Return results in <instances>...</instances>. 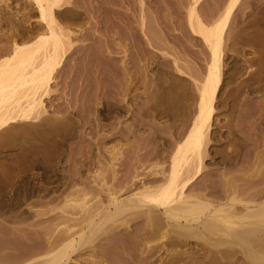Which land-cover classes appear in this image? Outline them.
Segmentation results:
<instances>
[{
  "label": "bare ground",
  "instance_id": "obj_1",
  "mask_svg": "<svg viewBox=\"0 0 264 264\" xmlns=\"http://www.w3.org/2000/svg\"><path fill=\"white\" fill-rule=\"evenodd\" d=\"M62 1L64 3H62ZM240 1L242 0H226V4L223 6L221 5L224 7L223 9L220 8V10L219 8H215L216 12L214 14L216 15L211 14L214 11L210 10L211 17L215 16L216 18L208 19V17L205 16L208 20L202 18V15L200 16L197 10V5L201 0H191L188 3L186 19L190 33L199 37L210 56L205 73L200 77L201 80H192L196 93L193 98L194 108H188L184 116H181L182 119L181 124L179 123V129L176 128L174 122L166 126L170 127L168 133H165L166 135L164 134V136L159 135V137L163 138L162 146L159 148L151 147L145 155V163H148L146 166L147 170L143 172L144 174L142 173V175H140L141 173L138 172L139 169H136L137 172H134L135 170L133 169L132 172H134V174L131 177L127 175L128 172L122 176L117 174L118 170L115 168V162L113 161L121 156L118 143L126 140L129 131H136L137 126L144 124L158 125L153 121L154 117L155 115L164 113L160 110L157 103L158 101L168 99L170 97V89L175 87V83L173 84L167 79L169 72L164 68L158 67L153 75L154 77L158 76L157 79L159 80L157 81L159 82H151V88L153 85L156 87H154L153 90L150 89L149 93L145 91L138 92L139 86H137V81L140 77L135 76L137 69L131 71L124 61V56L118 57L108 54L106 55L108 60L110 58L118 59L119 64L115 66H112V64L105 65L106 63L104 62L106 61H104L103 63L105 66L101 68L95 67V69L92 68L89 70L90 72L85 71V73H83V71L80 74L78 71L79 62L76 64L73 61L74 63L72 62L70 67L65 71L64 81H75L76 79L79 81H76L78 83L74 88L73 99L69 104L61 107L59 103H53L50 99L51 85L54 81V76L63 67L69 51L73 49V43H71L72 40H70L72 38L70 37L72 35L76 37L75 35L79 34L81 31L76 29L78 27H74L79 26L78 23H76L77 25L75 23H70L71 21L77 22L78 19L76 18L77 20H73L75 17L73 18L72 16L73 19L70 17L71 21L68 22V14H64L62 18L60 17L63 19L62 22H60L61 20L55 17V14L58 13L56 11L60 6H63L62 4H65V0L27 1L32 2L33 5H31L34 6L37 14L35 19L37 24L40 23L39 25H35V27H40L41 25L42 30H39L40 32L38 31L39 33L37 35L35 34L36 36L32 34V38L27 37L25 39H23V34L21 35L22 38L18 39L19 37L16 36L17 29L14 30L16 32L15 35L12 30L13 35L8 39V41H11V44L9 43V45H11V50H9L10 53L6 50L9 54L5 56L1 55L0 146L4 144L6 138L12 136L13 139H15L14 137L18 138L15 139L14 143L12 142L14 147H16L15 149L20 152L25 151L28 153L31 152L32 149L29 147V144L26 145L27 141L36 137L42 131H45V133L48 132L47 135H52L54 133V148L45 146V157L41 158V162L48 167L51 160L57 159L55 163L57 164L59 163V158L61 159L69 152L68 146L66 149L61 148V146L68 145V140L75 134H67L66 131H63L65 128L64 124L70 121L69 118H73L70 115H73L78 118H75L76 121H74V123L73 120L71 121L74 125L68 122L72 127L71 129L77 131V127L87 126L92 132L88 136L85 134L83 135L81 141H87L86 145L80 148L79 151L75 150L76 153L73 155L74 157L71 154L70 158L80 165L88 166L90 164L94 166L97 165L100 169L102 167L103 169L104 167L110 168V173L108 174L109 177H106L102 174L103 172H101L103 169L99 171V169L96 168L101 174H93L90 172V174L93 175L84 174L83 176L80 174L82 169L80 170L75 167L76 169L73 174H71V178L67 180V182L64 181L66 186H64V188L62 187L60 193L63 194L66 192L65 196L68 195L69 197H65L66 199L59 197L62 201L65 199L67 205H64L67 207H70L71 204L76 201V199L73 198L74 195H79V193L85 195L89 194L90 191L88 192L87 189H85L89 182L92 181L93 184L94 182L97 183V185L95 184L96 186L89 184L94 188L97 187L95 190L96 193L94 191L95 203L93 204L97 206L95 210H91V207L78 208L79 210L74 208L76 211L71 210L70 212H62L64 214L60 213V215H56L57 213L53 214V211H55L53 209L50 210L52 213L45 209L44 211L35 210L33 206L34 210H30L32 207L29 206L31 208L28 209V202L25 211L17 210L13 212L12 206H15L21 201L25 202L26 198L23 196V198H18L19 200L13 201L12 198L8 197V199H6L7 197L5 196V199L0 201V223H2L1 226L4 227L0 229L2 230L0 231V264H80L81 261L79 256L84 253V250L87 248L90 250V256L88 257H91V259L82 261L83 264H115V259L109 260V257H112L113 254L107 252V248L111 247V245H109L108 242H102L101 244L97 242V244H94V240L99 236L101 237V235H104L107 240L112 239L113 235V238H118L116 234H118V236L119 234L130 235L129 222L127 217L126 219L123 217L126 215L129 216V214L143 216L148 225L149 229H146V232L143 230H140V232L137 230V232L133 231L135 238L137 237L138 240L140 239L138 248L135 244V248L138 249L137 252H139V255L142 257L138 255V258H141L144 262L147 261L146 263L148 264H199L198 257L206 258L218 254L223 255L225 258V256L228 257L232 255L234 250H232L231 254L229 250L222 249L224 245L233 246V249L234 246L236 248L238 246L240 250L236 251L247 258L248 264H253L255 261L257 262V260H260L261 257H264L263 253L259 251V249H264V148L261 147L259 153H253L249 150L243 154L242 158L237 151H234L231 156L223 157L222 155L221 163L226 167V171L221 172V177L224 179V182H219L218 185L214 184L210 179H205L206 183L202 182V184H198V180L204 174L202 166L206 145L209 140V128L211 122L214 120L216 111L215 105L221 88L220 64L222 62L221 52L223 51L222 44L223 39H225L224 34L229 25L230 17ZM99 2L98 4H100ZM106 3L107 2L102 1L103 6ZM98 7H101V4L100 6L98 5ZM8 9L7 7V10ZM99 9L97 7L95 8V6L90 8L87 6L85 8L87 13L90 11L93 13L94 10L99 11ZM102 10L103 8L100 9V11ZM69 11L70 10L66 11V13ZM104 11L106 10L102 12ZM102 12L100 14H102ZM73 14L75 15V13ZM95 14H97V12H95ZM102 16L103 15H101V17ZM140 17L136 31L141 34L145 32V22H143V17ZM95 18L97 20L99 19V13ZM7 20H9V17ZM95 22L96 24H94L96 26L99 20L98 22L95 20ZM6 24L10 27V23ZM17 25H19V23ZM118 25L117 22V27H119ZM30 26L33 28L32 25ZM104 26L105 25H103V27ZM79 28L81 29V26ZM18 29H20V27ZM107 29L105 28V31H107ZM109 29L112 30L113 27ZM114 30H116V27ZM30 33L28 35H30ZM118 33L119 30L115 31L114 34ZM88 35L85 36V39L88 38ZM8 36L10 37V35ZM76 39H80V37ZM82 39L84 38L82 37ZM107 53L111 52L107 50ZM134 54L136 62L139 65L140 60L144 59L143 50L140 48L139 44H136ZM89 57V55H85L81 59L82 61H80V64L85 69H88L89 65L92 64ZM100 57H103V59L106 58L103 53ZM96 61H99V59ZM94 65L95 64H93V67ZM82 66L81 68H83ZM98 67H100V65ZM121 76L124 77L123 81L121 80ZM103 78L116 79L115 88L112 90L105 88V85L101 83L105 81ZM118 95L127 101L129 100L130 105L125 107L119 104V98H114L117 103H110L107 101L108 97ZM44 100L49 101L48 105L46 103L44 104ZM99 103H101L100 107L97 106ZM259 106L262 110L260 113L262 114L258 116L262 120L264 119V100ZM232 108L233 106L229 107L230 112ZM134 109L136 112H134ZM121 113L135 116L136 124L133 122L132 127L127 128L118 126L117 123L119 119L117 117ZM62 114L67 115L63 116ZM243 115V118L246 119L247 117V121L246 123L243 122L244 124L242 126L240 125V128L238 127V131L245 132V138L250 141V137H253V131L258 128L257 125L259 123H255V125L257 124V127H255V125H252L254 119L253 121L251 117L249 119L248 113H243ZM146 118H148V120ZM111 119H113L114 122ZM17 122H23V124L24 122L37 123H34L35 125L31 127L30 124H28L29 127L26 125V127H18L19 125L16 126ZM260 125L257 130L262 131L260 139L264 144V124ZM152 129L155 131L154 127H152ZM157 131L161 130L157 129ZM8 140L10 141V139ZM91 151L94 152L93 155ZM218 153L219 151L217 154ZM86 159H89V161ZM138 162L139 161L136 163ZM143 162L138 168L145 165ZM136 163L132 164L136 165ZM137 165L135 166L136 168ZM51 168L50 172H52V175L59 174L55 168ZM107 168H105L106 171L108 170ZM45 170L47 169L45 168ZM234 170H244V173H249V175L246 173L247 176H251L250 178L254 176V179L252 178L249 180L248 177L247 181L245 180L246 177L245 179L243 178L246 181L244 186L236 185L234 180L237 178L233 174H230ZM139 171L141 172V170ZM84 177L85 179H89V181H84ZM61 179L63 180L64 177ZM106 180H108L109 184ZM125 184L127 185L125 186ZM82 185L85 186H83L84 189ZM112 186L118 188L119 193L126 189L127 192L129 191L128 189L135 191L132 193L129 192L128 196L119 199L114 190L115 188ZM87 188L88 190L90 189L89 187ZM102 192L103 195H101ZM52 193L54 194L51 190V194ZM207 195L212 198L209 199ZM27 199L26 201H28ZM33 199L34 198H31V200ZM52 199H55L54 195L45 201L47 202V200L49 201ZM67 199L72 202L68 204ZM43 202L44 200L40 198L36 200L38 206V203L41 204ZM36 204L34 205V202L32 203L34 206H36ZM40 208L42 207H37V209ZM121 218H123V220H121ZM153 220L158 221L161 228L164 227L165 229L158 233L160 227L158 223L156 225V222ZM46 221L48 224L53 221L54 224L52 225L51 223L50 225L52 226L47 228L45 227L47 224ZM4 222L9 223V225L5 224L4 226ZM48 224L47 226H49ZM153 224L158 228L156 226L154 227ZM47 230L50 231V233H47ZM147 230H150L151 233ZM259 231L263 233H261L263 238H261L262 236L259 237ZM147 232L150 237H156V232V235L158 233L161 239V243L156 247L154 246V249L151 248L152 245H148V242H143L144 233L148 234ZM257 233L259 235H257ZM146 237L149 236L146 235L144 238ZM170 238H173V240L167 241ZM195 238H197V240H203L202 244L199 245L201 246L199 248L202 253H199L197 249L196 251H189L188 248H184L187 246V241L189 239ZM112 242L114 243L115 240ZM119 242L120 240L116 241L115 245H113L116 246ZM102 246L104 248H102ZM118 246L117 248L122 247L120 244H118ZM129 250H132V248ZM160 250L165 252L166 255H169L170 258L168 259L166 256V260L160 257L154 260L153 257ZM219 258H222V256L218 257V259ZM142 260H140V264Z\"/></svg>",
  "mask_w": 264,
  "mask_h": 264
},
{
  "label": "rangeland",
  "instance_id": "obj_2",
  "mask_svg": "<svg viewBox=\"0 0 264 264\" xmlns=\"http://www.w3.org/2000/svg\"><path fill=\"white\" fill-rule=\"evenodd\" d=\"M25 1L27 2L28 0H24V1L23 0H0V58L10 53L9 50H11L10 49L11 45H9V43L11 41L10 40L8 41V39H10L13 34L15 35L16 32H17L16 36L19 37L18 38L15 36L16 38L21 39L22 36H24L23 39H25L27 37L32 38L33 35L36 36L40 32L39 30H42L41 25L40 27L39 26L35 27V25H39L40 23L37 24V21L35 19L37 17V14L34 9V6H32L33 5L32 2L26 3ZM66 1L69 3H67ZM97 1L98 0H65V4H62L63 6L59 7L58 9L59 11L58 10L56 11L59 14L58 13L55 14L56 15L55 17L61 20L60 22H62L63 19L61 18L62 16H64V14H68L69 19L70 17L71 19L75 17V19L73 20L78 19L77 22L76 21L72 22L71 19L70 20L68 19V22L71 21L70 22L71 24L78 23L79 26H74L75 24L73 26L78 27L76 29H79L81 31L79 34L75 35L76 37H73L74 35L70 37L72 38L70 40H72L71 43H73L72 44L73 49L69 51L63 67L54 76V81L51 85V93H50L51 98L50 99L53 103L55 102L59 103L61 107L66 106L73 99L74 88L78 83L76 81H79V80L76 79L75 81L74 80L64 81L65 71L70 67L73 61L76 64L79 62L78 71L80 74L83 71H84L83 73H85V71L90 72L89 70H91L92 68L95 69V67L101 68L107 64L108 65L112 64V66L119 64L118 59L110 58L108 60L107 59L108 57L106 56L108 54L118 56V57L124 56V61L126 65L128 66V68L131 71L137 69V73L135 74V76L140 77L139 80L137 81V86H139L138 92L145 91L148 93L150 92V89L153 90L154 87H156L155 85H153L151 88V84H152L151 82H155V83L159 82L157 81L159 80L157 79L158 76L154 77L153 75L158 69V67L166 69L169 72V74L167 75V79L170 80L171 83L173 84L175 83L174 84L175 87L170 89V97L168 99L158 101L157 103L159 105L160 110L164 113L161 115L160 114L155 115L153 121H155L158 125L144 124L141 126H137L136 131H131V132L129 131V135L127 136V139L118 143V147L120 146L119 150H121V156L117 160L113 161L115 162V168L118 170L117 174L119 176H122L123 174L128 172L127 175L131 177L133 176L134 172H137L136 169L141 170V172L139 170L138 172L141 173L140 175H142V173L147 170L146 166L148 163L147 162L145 163V155L147 151L151 147L159 148L163 144V138L159 137V135L164 136L165 133H168V131L170 130V127H166V126L170 125L173 122L176 125V128L179 129L180 124H181V119H182L181 116H184L188 108L189 109L194 108L193 98L195 97L196 93H195L193 81L194 80L200 81L201 80L200 77L204 75L207 63L209 62L208 60L210 58L209 52L206 49V47L202 44L199 37H197V35L195 36L191 34L188 28L187 19H186L187 18L186 10L188 9V3L191 0H99L100 2L99 1L98 2L101 4V7H98V5L100 6V4H98ZM102 1L107 2L105 4L106 6L104 5L105 7L103 6ZM62 3L64 2L62 1ZM225 4H226V0H201V2L197 5V10L199 11V15L200 16L202 15L201 17L204 19H207L206 17H208V19L216 18L215 16L211 17L212 16L210 15L211 11H214L211 14L216 15L214 14L216 12L215 8L223 9L224 7L222 6ZM6 6L9 8L8 10ZM87 6L89 8L94 7V6L95 8L97 7L98 9L103 8V10H106V11H104L105 12L104 13L102 12L103 10L100 11L99 9L100 12L98 10H94L93 13H91V11L87 13V11L85 10ZM6 10H7V13H6ZM68 10H70L71 12L69 11L66 13V11ZM95 12H97V14L99 13V19H98L99 23H97L98 26L97 25L95 26L96 24L95 20L98 22V20L95 18L97 17V14H95ZM101 12L102 14H100ZM73 13H75V15ZM101 15L103 16L101 17ZM140 16L143 17V20H144L143 22H145V25H144L145 32L141 34L138 31H136V27L141 18ZM8 17H9V20H7ZM103 20L105 21V23ZM117 22L119 24L118 25L119 27H117ZM6 23L8 24L10 23L11 28ZM18 23L19 25H17ZM93 24L95 27L93 26ZM30 25H32L33 28ZM103 25L105 26L103 27ZM12 26H15V27H12ZM80 26H81V29L79 28ZM19 27L20 29H18ZM38 27L41 29H39ZM108 27L109 28L113 27L112 29L113 31L109 29ZM115 27H116V30H114ZM105 28L106 29L108 28L109 31L111 32H109L108 29L107 31H105ZM15 29H17L16 32L14 31ZM12 30L14 32L13 34H12ZM30 30H31V33H30ZM117 30H119V33L114 34L115 31ZM29 33L30 35H28ZM88 34L90 35V37ZM8 35H10V37ZM77 35H80V36H77ZM86 35H88V38L85 39ZM128 35H130L131 37ZM224 36H225L224 37L225 39H223V44H222L223 51L221 52L222 62L220 64V68H221L220 70V80L221 81L220 82H221L222 89L220 88L219 97L215 105L216 111L214 114V120L212 121L213 123L211 122V126L209 128V134L211 135L208 134L209 140L206 145L205 157L203 159V166H202L204 170V174L198 180V184L200 183L202 184V182L204 183L205 179H210L211 181L214 182V184H218V185H219V182H222V183L224 182V179H222L221 177L222 176L221 172L226 171V167L223 165V163H221L222 155L223 157L231 156L234 153V151H237L240 153L239 155L242 158L243 154H245V152H248L249 150H251L253 153H259L261 151V147L264 148L263 146L264 144L262 143L260 139V134L262 131L257 130L261 123L264 124V121H263L264 119L261 120V118H259L258 116L262 114L260 113L262 112V110L260 109L259 104L263 102L264 100V96H263L264 94V0H242L240 1L239 5L237 6V8L234 10V12L232 13L230 17V22H229V25L226 29ZM79 37L80 39H76ZM82 37L84 39H82ZM136 44L140 45V48L143 50V56H144V59L140 60L139 65L136 62L135 54H134ZM6 50H8L9 53H7ZM107 50L108 52H111V53H107ZM105 51L107 54L105 53ZM102 53L105 54L106 58L103 59V57H100V55L102 56ZM85 55L90 56L89 59L92 63L90 64L91 67L89 65L88 69L87 68L85 69L80 64V61H82L81 59ZM92 58L94 59V61ZM98 59L99 61H96ZM103 62L106 64L104 65ZM93 64H95L94 67H93ZM99 65L100 67H98ZM81 66L83 68H81ZM121 78H122L121 80L123 81L124 77L121 76ZM104 79L105 81H103ZM103 80L102 81L105 83L103 82L101 83L102 85H105L104 86L105 88L109 90H112L115 88L114 86H115L116 79L103 78ZM114 98L115 99L119 98L118 99L120 101L119 104L124 105L125 107H128L130 105L129 100L127 101L120 95L110 96L107 98V101L110 103L112 102L117 103V101ZM48 102H49L48 100H44V104L46 103L48 105ZM97 106L100 107L101 103H99ZM230 106L231 107L233 106L231 112L229 111ZM134 112H136L135 109H134ZM243 113L244 114L248 113V118L250 119L251 117L252 121L254 119V123L252 122V125H255V123L257 124L259 123L258 125L256 124L258 128L255 131H253L254 135L252 138L250 137V141L249 139L245 138V134H244L245 132L238 131V127L240 128L247 121L246 120L247 117L246 119L243 118L244 116ZM123 114L121 113L117 117L119 119V122L117 123L118 126H120L121 128L122 127L127 128V127H132L133 122L134 124H136L135 116L129 115V114L128 115L126 114L123 115ZM70 116L73 118H69L70 121L68 122H71L73 120V123H74V121H76L75 118H78V117H74L73 115H70ZM146 119L148 120V118ZM111 120L114 122L113 119ZM37 122H34V123L36 124ZM68 122L64 124L65 128L63 131H66L67 134H72V135L74 133L75 134L73 135V137H71L68 140L69 141L68 145L66 146L62 145L61 148L66 149L68 146L69 152H67L61 159L59 158V163L57 164H55L57 159L51 160L49 162V166H48L49 168L46 167L45 164L41 162V158L45 157V151H44L45 146L49 148H54V145H55L53 141L54 133L52 135H47L48 132L45 133V131H42L36 137L27 141L26 145L29 144V147H31L32 149V151L28 153L25 151L20 152L19 150L15 149L16 147H14L13 143L15 139H18L16 137H14L15 139H13L12 136L10 138H6L7 141L4 140V144L2 145L3 147L0 146V201L5 199V196L7 197L6 199H8L9 197V198H12L13 201H17L18 198L19 199L23 198V196L26 199L28 197L27 199L28 201H26L25 199V202L21 201V202H18L15 206H12L13 212H16L17 210L25 211L27 209L26 205L28 202H29L28 209L31 208L32 206L35 208V210H40V211H44V209L50 211L53 209L55 210L53 211L54 212L53 214L57 213L56 215L58 214L60 215V213L62 212L66 213V212H70L71 210L73 211L75 210L74 208H76V210H79L78 208L82 209L84 207L86 208L91 207L90 208L91 210L96 209L97 206L96 205L94 206L93 203H95L94 194L96 193L95 190L97 189V187L94 188L92 187V185L93 186L95 184L97 185V183L94 182L93 184L91 180L90 181L92 183L89 182V184H92V185H89L87 183L89 185V186L87 185V187L90 188L89 190L87 187L82 185V188L84 186L88 192L90 191L89 194L85 195V194L79 193V195H74L73 198H75L76 201L73 202V204H71L70 207L66 206L67 204L65 202V199L68 196V195L65 196L66 192L63 193L64 195L60 193V191L62 190V187L64 188V186H66L65 182H67V180L71 178V174H73V172L76 169L75 167H77V169L79 168L80 170L82 169L80 171V174L83 176L84 174L93 175L95 173H100L99 171L103 169V167L100 169V167L97 165L95 166L90 165V164L88 166L80 165L79 163H77L76 161H73L70 158L71 154L73 156L76 153L75 150L79 151L80 148H83L86 145L87 141H81V138H83V135L85 134L86 136H88L92 131H90L89 127L87 126L77 127L76 129L77 131H74V129H71L72 128L71 125L73 123L71 122V125H70L68 124ZM17 123H16V126L19 125L18 127H26V126L29 127L28 124H30V127L35 125L32 122L30 123L24 122V124L23 122L22 123L17 122ZM256 125L255 127H257ZM152 127H154L155 131H153ZM157 129L161 131H157ZM8 139H10V141ZM7 142H8V145H7ZM218 151L219 153L217 154ZM91 152L93 155L94 152L93 151ZM82 158L85 159L84 157ZM87 161H89V159ZM137 161L139 162L136 163ZM142 162L145 165L143 167L140 166L141 168H138L139 165L142 164ZM132 163H136V165L138 164L137 168L135 167L136 165ZM51 167L55 168L59 174L52 175V172H50V170L52 169ZM45 168L47 170H45ZM96 168L99 169V171H97ZM105 168L107 167H104L103 171L101 170V172H103L102 174L104 176L109 177L108 174L110 173V170H109L110 168H107L108 172L106 171ZM133 169L135 170L134 172H132ZM90 172L93 174H90ZM246 173L249 175L248 172L244 173V170H234L230 174H233L237 178L236 180H234L236 185L244 186V184H246L245 180H247L248 177H249V180L252 178L254 179V176L250 178L251 176H247ZM129 174H132V175H129ZM62 177H64L63 180L61 179ZM243 178L244 179L246 178V179L244 180ZM83 179L86 182L89 181V179L87 178L85 179V177ZM106 181L108 183V180ZM126 185L127 184H125V186ZM91 187L94 189H92ZM112 187L115 188V186H112ZM51 190L52 192H54V194L53 193L52 194L54 195L55 199H52L49 201L47 200L48 202L47 203L45 200L53 196L51 194ZM114 190L116 191L117 193L116 195L117 197H119V199H122L128 196L129 192L132 193L133 191H135V190L131 191V189H128L129 191L127 192V189H126L119 193L118 188H115ZM101 195H103V192ZM59 196L61 198L62 197L63 198L66 197V198L62 201V199ZM207 197L209 199L212 198L211 196L209 197V195H207ZM31 198H34V199L31 200ZM38 198H40L41 200H44L43 202L44 204L38 203L39 204L38 206L36 204V200ZM32 201L34 202V205L36 204V206L32 205L33 203ZM67 202L69 204L72 201L68 200ZM19 204H21L22 206ZM33 207L30 210H34ZM37 207L38 208L42 207V208L37 209ZM48 211H45V212H48ZM50 213L52 212L50 211ZM129 216L126 215L123 217H125V219L127 217V220L129 222L128 226L130 230V235L128 234L127 236V234H124V235L119 234L118 236V234H116L118 238H115V237L113 238L114 236L113 235L112 239L115 240L114 243L112 242L114 241L112 239H109V240H107V238L105 239L104 235H101V237L99 236L98 238L94 240V244H97V242H99L100 244L102 242L103 243L108 242L109 245H111V247L107 248V252L109 254H113L112 257H109V260L111 261L115 259L114 260L115 264H140V260H142L141 255H139V252H137L138 249L135 248V244L137 248L139 247L138 242L140 239L138 240L137 237L135 238L133 231L140 232V230H143L146 232V229H149V228L143 216L138 215V214L137 215L129 214ZM121 220H123V218H121ZM154 222H156L155 224L157 225L158 221H154ZM51 223L52 225L54 224L53 221ZM51 223L49 224L47 223L49 226H47L46 224L45 227L50 228V226H52L50 225ZM1 224L2 223H0V226ZM5 224L9 225V223L4 222V226ZM155 224H153L154 227L156 226ZM158 225L160 227L158 233H160L165 228L164 227L161 228L159 223ZM3 228H4L3 226L0 227V229H3ZM48 230H47V233L48 232L50 233V231ZM147 231L151 233L150 230H147ZM158 233L156 235V232H155V236L156 237L158 236L157 238L150 237L149 233L148 234L144 233L145 236L147 235L149 237L144 238L145 237L144 236L143 242L144 243L148 242V245L149 244L152 245L151 248H153L154 246L155 247L158 246V244L161 243V239ZM258 233L257 235L261 237L262 232L259 231ZM132 235L134 236V238ZM261 238H263V236ZM170 239H168L167 241L173 240V238H170ZM118 240H120V242L117 243L116 246H114L116 241ZM200 240L201 239L197 240V238L189 239L187 241L188 242L187 246L184 248H188L189 251L190 250L196 251L197 249L199 253L200 252L202 253V251H200V248H199L201 246L199 245L202 244L203 240L201 241ZM118 244H120V246L122 247L117 248L119 247ZM131 244L133 245V247ZM113 247L115 250L113 249ZM130 247L132 248V250H129L131 249ZM232 247L233 246H229V245L222 246V249L229 250L231 254H232V250H234L232 255L228 257L225 256V258L223 255H219V254L214 255V256H208L206 258L198 257V260L200 262L199 264H248L246 260L247 258H245L244 255L241 254L240 252L238 253V251L240 250L239 247L237 246L236 248L234 246V249ZM102 248L104 247L102 246ZM108 249L112 251H109ZM259 251L262 252L264 255V249H259ZM158 252H157L158 255L155 254L154 256L155 258L153 257L154 260H157L159 257L164 258V259L165 258L167 259V257L168 259L170 258L169 255L165 254V252L161 250ZM89 253H90V250H88L87 248L84 250V253H82L79 256V259L82 264H83L82 261L91 259V257H88L90 256ZM138 255L139 257H141L140 259L138 258ZM221 256L222 258L218 259V257H221ZM143 262L144 260H142L141 264H148L146 263L147 261H145L144 263ZM256 263L264 264V257H261L260 260H257V262L255 261L253 264H256Z\"/></svg>",
  "mask_w": 264,
  "mask_h": 264
}]
</instances>
